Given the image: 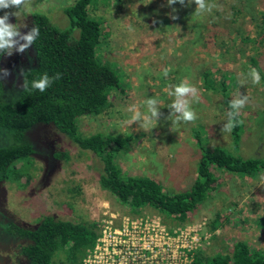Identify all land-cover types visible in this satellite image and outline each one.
Wrapping results in <instances>:
<instances>
[{"label": "rangeland", "instance_id": "rangeland-1", "mask_svg": "<svg viewBox=\"0 0 264 264\" xmlns=\"http://www.w3.org/2000/svg\"><path fill=\"white\" fill-rule=\"evenodd\" d=\"M73 1L28 0L19 9H0V16L10 13L9 22L23 35L33 29L32 13H41L51 24L63 26V7ZM178 1L170 6L167 0H95L91 4L90 15L101 19L97 54L114 71L119 87L110 91V105L104 112L96 117L82 116L77 122L83 135L94 131L130 135L115 158L121 171L152 177L170 192L184 189L194 176L199 149L191 129L196 127L202 129L205 147H221L242 158L264 161V83L261 79L253 83L249 65V58H254L264 74V0L205 1L211 10L198 15L197 24L186 16L189 10L195 11V0H184L181 6ZM173 9L182 17L172 19ZM231 18L233 24L229 25ZM215 22L220 31L212 33L210 41L203 37L205 28L201 34L193 32L199 24L209 27ZM227 38L226 46L221 47L220 41ZM11 51L10 56L5 51L0 60L5 79L2 97L8 102L19 92V75L34 64L31 44L23 53L16 48ZM165 68L170 69L167 75ZM203 70H210L214 82L225 72L227 85L232 82L227 88L229 101L247 98L237 108L242 121L237 148H232L225 131L228 114L219 92L202 84ZM182 82L197 89L198 99L187 97L196 114L190 122L178 120L180 113L171 107L176 97L169 93ZM148 100L156 101L151 106L156 109L155 116ZM137 112L140 116L134 119ZM29 135L34 152L26 164L14 165L21 175L0 181V264L25 263L18 254L19 241L6 229L8 222L33 227L46 214L98 224L105 210H139L112 205L95 183L90 167L98 164L90 153L51 125L36 124ZM7 141V133L0 129V147ZM214 217L215 237H210L209 254L227 249L235 239L264 253V167L254 175L218 170L215 189L187 222L204 220L209 230L207 221Z\"/></svg>", "mask_w": 264, "mask_h": 264}, {"label": "trees", "instance_id": "trees-1", "mask_svg": "<svg viewBox=\"0 0 264 264\" xmlns=\"http://www.w3.org/2000/svg\"><path fill=\"white\" fill-rule=\"evenodd\" d=\"M94 1L74 0L63 7L66 19L61 27L51 24L41 13L31 14L32 28L39 29L31 44L34 64L19 75V92L10 102L2 97L5 79L0 65V129L8 136L7 143L0 147V181L21 175L14 165L26 164L34 152L30 131L36 124H49L79 149L90 153L93 163L98 164V167L93 164L90 167L95 174V183L112 205H126L136 210L147 206L175 222H187L193 210L215 189L218 170L254 175L264 167V161L255 157L242 158L221 147H205L202 129L196 127L191 129L192 138L199 149L194 176L184 189L170 192L152 177L129 175L121 171L115 158L126 147L130 135L102 131L81 134L77 129L78 119L82 116L96 117L104 112L110 105V91L119 87L114 71L97 54L101 19L92 17L88 9ZM205 1L210 4L209 0ZM178 2L181 6L180 0ZM194 10H189L186 16L190 20L194 18L197 24V16L202 12L197 14ZM174 12L177 19L182 17ZM191 12L193 14L190 16ZM231 23L232 18L229 25ZM202 25L199 24L193 32L201 34L205 28L203 37L208 41L212 39V33L220 31L216 22L210 28L204 23ZM244 39L246 37H241L242 41ZM228 40L220 41L219 45L225 47ZM4 52L0 51V60ZM249 65L259 72L264 83V74L254 58H249ZM209 71L200 73L202 84L211 91L219 92L228 114V124L230 121L234 124L229 132L230 143L232 148H237L241 123H238V111L231 107L232 102L227 95V88L232 82L227 85L225 72L214 82ZM45 74L49 85L41 92L33 88L32 83ZM54 155L57 156V153ZM214 223L215 217L207 221L209 230L214 228ZM6 229L19 241L18 254L25 260L24 264H79L97 235L95 222H73L46 214L33 227L8 222ZM207 248L198 250L191 264H264V253L250 249L240 239H235L230 247L225 250L224 247L216 254H209Z\"/></svg>", "mask_w": 264, "mask_h": 264}, {"label": "built area", "instance_id": "built-area-1", "mask_svg": "<svg viewBox=\"0 0 264 264\" xmlns=\"http://www.w3.org/2000/svg\"><path fill=\"white\" fill-rule=\"evenodd\" d=\"M139 210L103 211L79 264H191L213 235L204 220L180 223L147 206Z\"/></svg>", "mask_w": 264, "mask_h": 264}, {"label": "clouds", "instance_id": "clouds-1", "mask_svg": "<svg viewBox=\"0 0 264 264\" xmlns=\"http://www.w3.org/2000/svg\"><path fill=\"white\" fill-rule=\"evenodd\" d=\"M176 2V0H167V4L173 5ZM191 3V0H189ZM28 3V0H0V9H9V8H16L19 9L22 5H26ZM180 3L183 4L184 0H180ZM196 4V12L197 14L208 10H211V6H206L205 0H195ZM175 11V9H173ZM9 15L10 13L5 12L3 16H0V51H7L8 55H12V49L16 48L17 51L23 53L25 49L29 47L30 44L33 43L34 38L36 35L39 34V29L34 27L31 32L27 34H21L20 31L14 26V24L9 22ZM11 15H16V13H11ZM172 19H177L175 15L172 16ZM19 38V39H17ZM19 40H23L24 43H19ZM18 46V47H17ZM170 71V69L165 68L164 74L167 75V73ZM7 74V70H5ZM251 76L252 81L254 84L259 83L260 81V74L255 69L252 68L251 70ZM49 85V79L47 75L45 74L41 79L35 80L32 83V87L39 89L41 92H43ZM25 87H27V84H25ZM170 95H175L176 99L172 103L171 107L178 113H180V116L177 117L178 120L182 119L185 122H190L196 119V114L193 110L189 107V101L187 97L189 95L196 97L197 96V89L191 85H189L187 82H182L181 84L177 85L174 89V93H169ZM247 98H245L246 100ZM245 100H235L231 103V107L233 109H237L239 107H242L245 103ZM156 103L155 100H148L147 104L149 105V110L152 114V116L156 115V109L154 107H151ZM231 115V113H230ZM140 113L137 112L136 116L133 117L134 119L139 118ZM149 121V120H148ZM238 123H242V121H238ZM234 127L233 122H229L228 125L225 127V131L230 132Z\"/></svg>", "mask_w": 264, "mask_h": 264}]
</instances>
